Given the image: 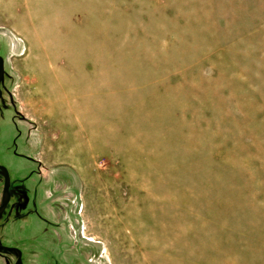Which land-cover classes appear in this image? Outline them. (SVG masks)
<instances>
[{"label": "rangeland", "instance_id": "1", "mask_svg": "<svg viewBox=\"0 0 264 264\" xmlns=\"http://www.w3.org/2000/svg\"><path fill=\"white\" fill-rule=\"evenodd\" d=\"M0 25L85 263L264 264V0H0Z\"/></svg>", "mask_w": 264, "mask_h": 264}, {"label": "flooded vegetation", "instance_id": "2", "mask_svg": "<svg viewBox=\"0 0 264 264\" xmlns=\"http://www.w3.org/2000/svg\"><path fill=\"white\" fill-rule=\"evenodd\" d=\"M8 30L0 25V264H98L84 262L85 238L61 181L42 176L35 125L14 93L17 46Z\"/></svg>", "mask_w": 264, "mask_h": 264}, {"label": "water", "instance_id": "3", "mask_svg": "<svg viewBox=\"0 0 264 264\" xmlns=\"http://www.w3.org/2000/svg\"><path fill=\"white\" fill-rule=\"evenodd\" d=\"M8 32L11 34V36L14 38V40L16 42L17 52H16L15 55H19L24 50L23 49V47H24L23 42L19 38H17L13 33H11L9 30H8ZM38 165L40 166V169L42 171V176H46V178H50L52 181L53 180L61 181V183H62V184H60L61 185V189L65 191V196L64 195L63 196L67 198V196H66V194H67L66 188L69 185L68 183H69V181L72 180V178L69 177V175L66 174V172H65L66 170H63V171H61V170H50V169H46L45 167H43V165L41 163H38ZM62 174H65L66 178L60 180L59 177ZM70 178H71V180H70ZM5 204H6V198L4 199L3 206Z\"/></svg>", "mask_w": 264, "mask_h": 264}]
</instances>
